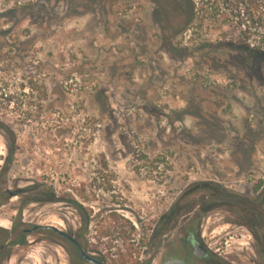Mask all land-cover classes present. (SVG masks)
Returning <instances> with one entry per match:
<instances>
[{
    "label": "rangeland",
    "instance_id": "obj_1",
    "mask_svg": "<svg viewBox=\"0 0 264 264\" xmlns=\"http://www.w3.org/2000/svg\"><path fill=\"white\" fill-rule=\"evenodd\" d=\"M33 1L15 23L0 0V179L22 190L0 226L107 264L195 259L193 230L205 264H264V80L237 27L206 0ZM74 255L41 230L5 264Z\"/></svg>",
    "mask_w": 264,
    "mask_h": 264
},
{
    "label": "trees",
    "instance_id": "obj_2",
    "mask_svg": "<svg viewBox=\"0 0 264 264\" xmlns=\"http://www.w3.org/2000/svg\"><path fill=\"white\" fill-rule=\"evenodd\" d=\"M34 3L33 0H14L12 6L3 7L2 17L17 23L19 22L18 12L28 11ZM187 3L188 8H194L192 0H187ZM204 4L210 10L214 20H219L223 25L237 27L242 40L231 43L240 47L239 53L246 67H249L251 59L255 61L261 72L260 79L264 80V0H206ZM221 15L222 20H220ZM252 39H256L257 43L252 44ZM2 124L5 123L2 122ZM5 125L3 128L12 134L11 128ZM14 153L15 148L12 147L9 153L11 162ZM10 161L8 163H11ZM4 184H7V179L4 181L0 179V206L4 200L10 198ZM21 226L14 225L12 229L0 226V264H5L11 258L16 246L26 244L28 234L23 233Z\"/></svg>",
    "mask_w": 264,
    "mask_h": 264
},
{
    "label": "flooded vegetation",
    "instance_id": "obj_3",
    "mask_svg": "<svg viewBox=\"0 0 264 264\" xmlns=\"http://www.w3.org/2000/svg\"><path fill=\"white\" fill-rule=\"evenodd\" d=\"M260 184H261V183H260ZM8 191H12V190H6V193H7L8 196H10V197H12V196H16V195H19L20 192H22V190H15V191H17V194L10 195V194L8 193ZM15 191H12V192H15ZM228 194L232 195L233 198L239 196V195L233 194L232 192H228ZM257 214H258V213H257ZM259 214H260V213H259ZM259 214H258V215H259ZM260 215H261V214H260ZM38 225H43V224H36V225H34L31 229H23V231H24L23 233L30 235V234H35L36 232H39V231H41V230H50V231H52L53 233L57 234V235H58L60 238H62L63 240H65V241L69 242L70 244H72V246H73L74 249H75V255H74V256H75V258L77 259V261L75 262V264H79L80 262H82V263H87V264H91V263L85 261L84 259H82V257L80 256V254H79V252H78V249H77L76 245H75L71 240H69L67 237H65L64 235H62V234H60V233H58V232H55V231H53V230H51V229L41 228V229H36V230H34L35 227L38 226ZM45 225H46V224H45ZM47 225H51V224H47ZM54 226H55V225H54ZM56 227H57V226H56ZM12 228H13V227H12ZM12 228H8V229H12ZM58 228H59V227H58ZM59 229H60V228H59ZM61 230H62V229H61ZM62 231H64V230H62ZM64 232H66V231H64ZM66 233L69 234L70 236H72L73 238H75V239L81 244V246L84 248V250H85L89 255H91V256H93V257L99 259V260H102L101 258H99V257L93 255L91 252H89V251L84 247V245L81 243V241L79 240V238L75 237L74 235H71V234L68 233V232H66ZM28 235H27V236H28ZM187 239H188V242L190 243V245H191V247H192V255L195 257V259H192V260H191V259H184V258H181V259L186 260V261L191 262V263L205 264V263H203V260L206 259V258H208V257L210 256L209 249L207 248V246L204 244V242H203L201 239H199V238L197 237L196 233H195L193 230H190V231L188 232ZM183 240H184V239L182 238V241H183ZM194 240H197L201 245H203V246L205 247V249L207 250V256H206V257H204V258H200L199 256H197V255L195 254V249H194V247H193V245H192V241H194ZM169 258H172V257H169ZM178 258H180V257H178ZM166 259H168V258H166ZM164 260H165V259H164ZM102 261H103V260H102ZM104 262H105V261H104ZM105 263H106V262H105ZM151 263H152V262H151ZM70 264H72V263H70ZM106 264H107V263H106Z\"/></svg>",
    "mask_w": 264,
    "mask_h": 264
},
{
    "label": "water",
    "instance_id": "obj_4",
    "mask_svg": "<svg viewBox=\"0 0 264 264\" xmlns=\"http://www.w3.org/2000/svg\"><path fill=\"white\" fill-rule=\"evenodd\" d=\"M8 193L10 195H14V194H17V191H15V192L8 191ZM41 228L51 229L55 232H58V233L64 235L65 237H67L69 240H71L76 245L80 256L85 261H87L91 264H106L104 261L99 260V259L89 255L75 238H73L72 236H70L66 232L62 231L58 227H56L54 225H38L35 227L34 230L41 229ZM192 245L195 249V254L197 256H199L200 258H204L207 256V250L197 240L192 241ZM148 264H200V263H191V262H188V261L183 260L181 258L172 257V258L165 259L161 262H152V263H148Z\"/></svg>",
    "mask_w": 264,
    "mask_h": 264
}]
</instances>
